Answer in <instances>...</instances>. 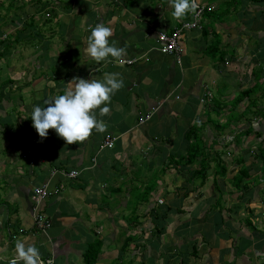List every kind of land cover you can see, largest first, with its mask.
<instances>
[{
	"label": "crops",
	"instance_id": "0c3cea01",
	"mask_svg": "<svg viewBox=\"0 0 264 264\" xmlns=\"http://www.w3.org/2000/svg\"><path fill=\"white\" fill-rule=\"evenodd\" d=\"M6 1L0 0V7ZM73 1L53 14L60 43L40 38L45 45L35 51L28 32L26 48L15 55L17 65L0 68V264L17 258V241L34 245L42 262L54 264H264V229L251 227L254 218L264 223L261 199L263 206L252 197L234 208L240 197L232 196L231 203L224 197L228 210L214 209L201 193L212 194L200 187L210 184L211 175L208 171L202 180L197 172L201 156L211 151L231 156L233 147L240 148L237 134L224 130L225 121H209L220 111L212 90L229 99L222 97L218 78L226 85L230 62H250L234 34L236 20L217 23L207 13L199 27L186 28L190 13L174 19L169 0H93L100 8L86 10L80 0ZM208 1L214 3L209 13L221 2ZM43 2L32 3L31 17L41 11L52 16ZM98 23L112 29L109 44L125 49L120 59L109 56L97 63L87 54L90 28ZM176 30L182 53H162L159 33ZM22 34L19 38H25ZM228 46L234 57L226 53ZM106 73H119L124 84L111 96L107 115L95 110L107 130L93 129L86 141L66 144L49 129L42 140L32 126L33 106L47 107L46 99L74 87L73 78L102 81ZM107 137L113 146L101 148ZM191 149L202 155L188 161ZM69 170L79 173H63ZM43 185L55 193L35 209L33 190ZM37 212L50 222L43 231L34 223ZM237 221L243 226L233 225Z\"/></svg>",
	"mask_w": 264,
	"mask_h": 264
},
{
	"label": "rangeland",
	"instance_id": "374dc122",
	"mask_svg": "<svg viewBox=\"0 0 264 264\" xmlns=\"http://www.w3.org/2000/svg\"><path fill=\"white\" fill-rule=\"evenodd\" d=\"M48 1L49 2H47L46 4L52 14V16L49 18V15L45 17L44 11H41V14L38 13L37 17L36 15L34 17H31L32 13L34 12L32 3L37 2V0H7L4 5L0 7V16L2 17L0 21V27H2V30H4L2 31V33H5V35H8L9 39H11L10 41L7 40L9 42H6L2 45L0 44V68H8L10 67V65H17L15 61L17 57L15 55L19 54V52L23 50V48H26V37L28 36V32L32 37L35 38V51L36 49H39L42 44H44L43 40L40 38L51 41V37H54L53 40H55L56 44L61 42V29H57V26L54 23L56 17L53 14L57 10L60 13L63 8L67 9L69 7L67 3L68 1H70L69 4H73L76 1ZM80 1L85 5V10L88 7H95L94 9L100 8L99 2L96 3L93 0ZM138 1L141 2L144 0ZM207 1L208 0H200L199 2L206 5L207 7H210V5L214 4L210 1ZM149 2L150 0H146L144 3L149 4ZM17 3L18 5H16ZM160 3H162V0L160 1ZM35 4L40 6L37 3ZM248 5H251L250 10H248ZM251 7H253V9H251ZM261 7L264 9V5ZM228 8L229 9H227V6L225 4L218 3L214 12L210 14V17H214L215 19L212 20L217 21V23H221V21L224 20L223 24H230L229 21L236 20L237 23H234L236 25H231L235 28L233 29V31H235L234 34L239 35V42H241V45L243 47V49L241 50L242 54H246L245 56H247V59L250 62L245 61L240 62L239 64L236 62H230L231 65H228L225 68L227 69V71H232L231 75L227 72L226 85L223 84L225 82L224 78H218V89L220 90V92H222L221 89L224 88L225 91L222 97H227L229 99H224L223 101L220 94H218L216 90H212L215 95V103H217L222 108L225 107L227 111L225 113L222 112L225 109L224 108L218 113L211 114L212 116L209 117V121H211L212 124L219 121L221 125H223V122L225 121L224 130L231 134L234 131L237 134L236 141H240V148L233 147V149L229 151L232 152L231 156H228V154L226 153L215 154L212 151L206 154L208 171L212 179L210 178L209 185H205V183L200 185V187H207L209 191L208 195H210L211 193L212 196H207L204 191L201 194L207 198V202H204L205 204L212 205L214 209H219L221 211L228 210L227 206L223 207L222 205L224 197H226L227 203L232 202V196L234 198L240 197V201L238 203L236 202L234 208H236L238 204H243L246 200H249L252 197L254 198L255 195L259 196V198L254 199V201L252 198L251 201L256 205L263 206L258 201L261 199L262 203L264 204V149H262V147L264 146V142H262V145L258 149L261 138L255 139V137L253 136L251 141L250 136H246L247 131H245L247 125L248 127H250L249 131H251L252 129H256L255 127L261 128V131L264 130V124L259 123V119L263 118L261 115L263 113L260 112V110H255V106H259L260 108L264 106V10L261 13L259 8L255 7V5H252V3L246 1L243 2L242 0H240L239 5H236L235 13H231L230 7ZM182 19L184 20L185 17H183ZM26 22L29 26H26ZM243 27H246V30L245 28L242 29ZM16 28L17 30H15ZM239 28L240 31H237L239 30ZM215 33L218 37L222 36L218 29L215 30ZM20 34H26L25 38H19ZM230 34L233 35V33L231 32ZM5 35L0 34V38H3ZM238 46L239 45H237V48ZM230 48L231 46H228V50L226 51V53H230L229 55H233L234 57L237 53L232 51ZM217 57H220V54H218ZM21 58L23 59L22 64L24 66H28V62L25 60L23 55H21ZM218 60L219 59L217 58V61ZM257 81L259 82L258 85L256 84ZM249 87H254V91L251 93H248V91H246V95L248 93L249 96H243V91ZM208 111H210V108L207 109V111L205 110L204 113H208ZM232 126H234L233 129ZM195 140L200 145L201 140L199 137V133H197ZM237 158H241V162H237ZM235 166H238L237 170L232 169ZM223 168L224 170H222ZM215 172H217L219 175L217 174V176H215ZM247 173L253 176L249 177L250 175ZM243 175L245 176L243 177ZM239 178L240 181L238 182ZM155 186L157 188H160L158 184H155ZM130 188L133 189V187ZM49 191L52 192L51 190ZM131 191L132 193L137 192L135 187ZM138 192H143V190H140ZM146 192L148 193L149 190L147 189ZM227 194L229 195V197L227 196ZM161 211L162 208L161 210H158V212ZM258 218H254V223L251 224V227L256 226L258 230L264 229V223H261L262 221ZM243 223L246 224L247 222L243 220ZM228 225L232 224L228 223ZM233 225L239 227L243 226L241 225L240 221H237V223ZM226 232L227 231L224 230L223 232H221V234L218 235L223 238L222 235L225 236L226 234L223 233ZM237 238L238 237H234V239ZM238 240L242 239L239 238Z\"/></svg>",
	"mask_w": 264,
	"mask_h": 264
},
{
	"label": "clouds",
	"instance_id": "9594fccd",
	"mask_svg": "<svg viewBox=\"0 0 264 264\" xmlns=\"http://www.w3.org/2000/svg\"><path fill=\"white\" fill-rule=\"evenodd\" d=\"M169 4L173 8L174 19H181L188 12L196 10L195 0H169ZM90 33L86 52L97 63L105 61L109 56L120 59L125 54V49L109 44V38L113 35L110 27L98 23L90 28ZM71 81L75 82L74 87L46 99L44 104L47 107L33 106L30 115L32 126L42 140L48 136L49 129L55 130L66 144L86 141L93 129L100 133L107 130V125L97 119L95 110H99L100 116L108 114L107 104L111 96L124 86L120 74L106 73L102 81L79 77ZM16 251L17 258L11 264H18L19 260H23L24 264H43L39 249L34 245L26 246L24 242L17 241Z\"/></svg>",
	"mask_w": 264,
	"mask_h": 264
},
{
	"label": "built area",
	"instance_id": "2783aa9c",
	"mask_svg": "<svg viewBox=\"0 0 264 264\" xmlns=\"http://www.w3.org/2000/svg\"><path fill=\"white\" fill-rule=\"evenodd\" d=\"M195 4H196V10L194 12L190 11V18L186 22L183 23V27H186V28L199 27L201 14L206 8L210 9V7H207L206 5L200 3L198 0H195ZM179 32L180 30H176L172 34H166L162 32L159 33V40L162 42L160 51L162 53L175 52L177 56H179L180 53H182V47L180 46L179 41H178ZM178 61H180L179 57H178ZM122 62L131 63L132 60H122ZM225 63H227V61H225ZM148 117L149 115L146 116V118ZM113 144H114L113 140L107 137L106 139L103 140L100 147L101 148L112 147ZM63 173L69 177H76L79 172L77 170H69L68 172H63ZM33 191H34L35 203H36L35 209H37V206L44 199L48 198L52 193H55V190L54 192L53 191L50 192L45 185L37 186L34 188ZM34 215H35L34 222L36 226L39 227L40 230L43 231L50 226V222L43 214H41L40 212H37V214L34 213ZM49 262H51V264H54V260L52 259H47L46 261L43 262V264H49Z\"/></svg>",
	"mask_w": 264,
	"mask_h": 264
},
{
	"label": "trees",
	"instance_id": "16d2710c",
	"mask_svg": "<svg viewBox=\"0 0 264 264\" xmlns=\"http://www.w3.org/2000/svg\"><path fill=\"white\" fill-rule=\"evenodd\" d=\"M243 2L244 1H246V2H249V3H252V5H255V6H263L264 5V0H242ZM47 2H49L48 0H46V1H44L43 3H47ZM43 3H41V4H43ZM220 3H223V4H225L226 6H227V9H229L228 7H230V9H231V13H235L236 12V5L238 4L239 5V3H240V0H221V2ZM216 9V8H215ZM214 9V10H215ZM49 10V9H48ZM209 11H212V8H210V9H205L204 11H203V13L201 14V19H203V18H205V17H207V13H208V16H210V14L211 13H209ZM262 11H263V8H261L260 9V12L262 13ZM49 15H50V13L49 12H47ZM190 13V12H189ZM187 15H189L188 13L184 16L185 18L187 17ZM7 40H9V37H8V35H5L3 38H0V44L1 43H6V41ZM219 40V39H218ZM10 41V40H9ZM9 41H7V42H9ZM216 42V44H217V41H215ZM216 46V45H215ZM220 54V59H222L223 58V53H219ZM219 59V60H220ZM258 81L256 82V84L258 85ZM246 91H248V93H251V92H253L254 91V87H249V88H247V89H245L244 91H243V96H249L248 95V93H247V95H246ZM219 106V105H218ZM256 108H255V110L256 111H258V110H260V112H262L263 114H261L262 115V117L263 118H261V119H259V123H261V124H264V106H262V108H260L259 106H255ZM219 108H220V111H222V109H224L225 107H220L219 106ZM231 120V119H230ZM230 120H228V121H230ZM259 126V125H258ZM248 125L246 126V128H245V131H247V133H246V136H248V135H251V134H253V136L255 137V139H257V138H261V140H260V144H259V146H258V149L260 148V146L262 145V142H264V130L263 131H261L260 129L261 128H258V127H255L256 129H252L251 131H249L250 130V127H248ZM249 132H250V134H249ZM236 138H237V135H236V137H235V141H236ZM196 141V140H195ZM251 141H252V139H251ZM237 142H239L240 143V141H236V143ZM194 146V145H193ZM191 148H192V146H191ZM256 148H257V146H256ZM257 149V150H258ZM262 149H264V146L262 147ZM187 155H189V160L188 161H192V160H194V159H198L202 154H197L196 152H194L193 151V149H191V151H189L188 150V152H187ZM238 160H237V162H241V158H237ZM201 161H200V169H202V171L200 172V171H197L198 172V174H201L202 173V175H203V179H205V176H207V172H208V163L206 162V158H205V156H201V159H200ZM264 160V159H263ZM219 163V162H218ZM264 163V162H263ZM239 164V163H238ZM264 166V165H263ZM222 170H224V168L222 169ZM214 174H216L215 176H217V172H215ZM247 174H249V173H247ZM219 175V174H218ZM250 175V174H249ZM245 175H243V177H244ZM251 176H253V175H250L249 177H251ZM240 181V178H239V180H238V182ZM236 208H237V206H236ZM157 216L155 215V218H156ZM250 218L251 217H248L247 219H246V221L249 223L250 222ZM98 244H99V242H97Z\"/></svg>",
	"mask_w": 264,
	"mask_h": 264
}]
</instances>
